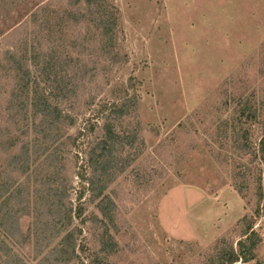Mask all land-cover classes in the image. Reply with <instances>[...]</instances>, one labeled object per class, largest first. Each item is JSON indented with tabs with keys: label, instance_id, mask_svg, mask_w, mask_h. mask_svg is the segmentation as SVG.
I'll return each mask as SVG.
<instances>
[{
	"label": "rangeland",
	"instance_id": "rangeland-1",
	"mask_svg": "<svg viewBox=\"0 0 264 264\" xmlns=\"http://www.w3.org/2000/svg\"><path fill=\"white\" fill-rule=\"evenodd\" d=\"M107 1L119 11V49L127 57L113 70L110 84H121L128 77L136 80L132 84L137 112L125 123L136 127L139 146L135 148L141 151L105 192L114 205V225L108 232L116 244L108 264H210L223 245L226 250L237 249L244 216L253 219L260 237L254 253L264 264V198L260 214L255 215L253 183L243 196L233 187L235 169L238 164L251 169L250 157L239 161L227 145L230 139L219 137L222 122L235 117L236 103L244 99L251 100L257 112L255 121L242 126L256 147L264 131V0ZM42 4L63 25L59 43L65 51L87 29L95 32L84 21L66 20L69 0H22L6 21L0 19V52L9 47L3 37ZM4 78L1 72L0 176L29 192H41L38 196L50 190L63 199V209L72 216L68 231L73 230L77 239V259L71 264L102 258L98 239L105 221L98 201L91 202L89 193L80 200L78 196L86 188L82 178L91 174L87 152L95 134L86 129L96 121L97 127L102 124L100 116L95 118L113 99L109 87L94 106L77 115L73 126L61 128L56 163L37 162L20 175L8 167L17 148L7 150L6 142L17 132L10 127L12 117L6 107L11 85ZM36 167L38 171H33ZM39 202L44 207L41 217L31 210V199V213L20 220V231L29 234L28 240L17 235L8 242L26 264H39L67 233L57 237L42 233L49 218L45 203Z\"/></svg>",
	"mask_w": 264,
	"mask_h": 264
},
{
	"label": "trees",
	"instance_id": "trees-1",
	"mask_svg": "<svg viewBox=\"0 0 264 264\" xmlns=\"http://www.w3.org/2000/svg\"><path fill=\"white\" fill-rule=\"evenodd\" d=\"M21 1L0 0V19L6 21L11 10ZM81 3V0H69L70 8L64 12L66 20L74 24L84 21L95 32L87 29L84 35L69 42L66 51L59 43L63 25L51 15L45 4L31 10L27 20L25 18L17 23L3 37L9 47L0 52V73L6 75L4 79H8L11 85L6 110L12 117L10 127L17 132L9 138L5 147L7 150L17 148V153L10 157L8 167L20 175L27 174L37 162L56 163L63 138L61 128L73 126L77 115L84 108L94 106L105 86L109 87L113 99L102 105L95 118L98 120L100 116L102 124L97 127L95 120V124L86 129L88 134H95L87 152L91 174L86 179L82 178L86 188L78 196L80 200L84 193H89L91 202L98 201L96 206L101 221H105L98 239L102 258L90 259L88 263L108 264V258L116 252V244L108 232L110 225H114V205L105 192L141 152L135 148L139 146L136 127L125 123L137 112L138 97L132 84L136 81L134 77H128L121 84H110L113 70L127 62V57L119 49L118 34L121 30L118 9L107 0H83V6ZM87 55H94V58L84 59ZM236 108L235 117L222 122L219 137L230 139L227 145L230 144L239 161L250 157L251 169L245 164L235 167L233 187L243 196L250 182L253 183L255 215H259V205L264 198V131L256 147L250 142L249 130L242 127L257 118L251 100L236 103ZM25 121L29 123L26 122L25 126L19 124ZM29 135L32 138H27ZM37 168L33 171H38ZM9 180V177L0 176V264H26L8 242L16 239L17 235L23 241L28 240L29 234L23 235L20 231V220L27 217L31 210L40 215L41 208L44 209L40 200L45 203V217L49 218L42 233L50 232V237L67 233L39 264H71L75 261L77 239L73 230L68 231L72 216L63 209V199L50 190L47 195L38 196L41 192H29L26 186ZM31 199L34 206L30 210ZM241 225L244 227L241 228L243 239L236 243L237 249L230 246L226 250L223 245L210 264H246L251 261L259 264L254 252L260 237L253 229V219L244 216ZM40 251L38 249V253ZM82 253L84 248H81Z\"/></svg>",
	"mask_w": 264,
	"mask_h": 264
}]
</instances>
